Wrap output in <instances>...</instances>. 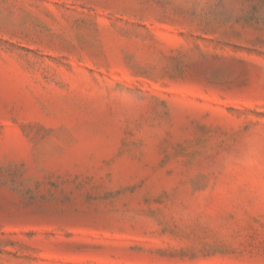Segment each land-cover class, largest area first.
Instances as JSON below:
<instances>
[{
  "label": "rangeland",
  "instance_id": "rangeland-1",
  "mask_svg": "<svg viewBox=\"0 0 264 264\" xmlns=\"http://www.w3.org/2000/svg\"><path fill=\"white\" fill-rule=\"evenodd\" d=\"M0 264H264V0H0Z\"/></svg>",
  "mask_w": 264,
  "mask_h": 264
}]
</instances>
